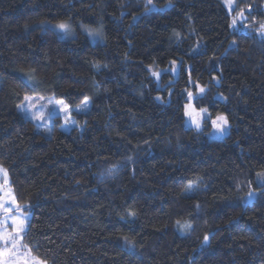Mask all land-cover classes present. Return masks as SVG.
<instances>
[{
  "label": "trees",
  "instance_id": "1",
  "mask_svg": "<svg viewBox=\"0 0 264 264\" xmlns=\"http://www.w3.org/2000/svg\"><path fill=\"white\" fill-rule=\"evenodd\" d=\"M153 3L0 0V167L30 214L22 246L44 264H264V0ZM189 91L211 113L199 130ZM35 94L89 108L45 137L17 112Z\"/></svg>",
  "mask_w": 264,
  "mask_h": 264
},
{
  "label": "rangeland",
  "instance_id": "2",
  "mask_svg": "<svg viewBox=\"0 0 264 264\" xmlns=\"http://www.w3.org/2000/svg\"><path fill=\"white\" fill-rule=\"evenodd\" d=\"M223 3L229 10L228 0H223ZM232 6L233 0H231V7ZM54 29L57 32L64 34V36L69 34L61 32L56 26ZM79 29L80 33L84 34L92 44L102 42V31H100L99 28L81 26ZM86 29L96 30L99 35L90 36ZM29 97L33 98L35 101V107L32 108L31 112H43L44 120L41 121L31 118V112L25 113L20 111V106H26L24 99L21 104L18 105L17 112L26 120H29L34 125V128L37 132H40L45 137H49L53 123L57 120L61 123L59 127V130L61 131L67 132L71 128L75 127L73 118L66 122L64 114L59 111L57 106H55V102L57 100H55L52 96H40L35 94L30 95ZM41 97L43 99H41ZM75 109H73L72 112H77ZM87 110L77 113H84ZM49 115L51 116L50 119ZM189 124L190 126L196 128L195 125L191 123V120H189ZM220 136L223 135H220L212 127L211 137L214 138ZM0 169L2 168L0 167ZM22 220L23 223H21ZM29 220L30 214L24 212L23 207H18L14 200L13 193L9 187V179L6 171L4 169L0 170V264H44L31 256L30 253L22 246L21 237Z\"/></svg>",
  "mask_w": 264,
  "mask_h": 264
},
{
  "label": "snow or ice",
  "instance_id": "3",
  "mask_svg": "<svg viewBox=\"0 0 264 264\" xmlns=\"http://www.w3.org/2000/svg\"><path fill=\"white\" fill-rule=\"evenodd\" d=\"M146 2L148 5L154 7L153 0H146ZM228 5H229V11L230 12L234 11V9L231 7V0H228ZM167 6H171V0H169V5H167ZM249 10H251L250 6H249ZM145 11H151V7L146 8ZM240 15L243 16L244 13L241 12ZM235 25H236V20L233 19L231 26L235 27ZM56 27L63 33H70L71 32V27L67 23H59L56 25ZM86 31H88V34L90 36L99 35V33L93 29H86ZM258 32L262 36H264V24L260 25ZM235 43H236L235 41L232 42L233 45H235ZM197 50H198V48L194 49L193 51H197ZM172 63L175 65L176 61H173ZM175 70H176L175 68L172 69V71H175ZM152 75L159 78L158 72H153ZM213 79H217V78L214 77ZM217 82H219V81L217 80ZM24 83H25L26 87H33L34 86L33 80H32L30 75H29V79L27 81H25ZM204 91H205L204 88H199L198 95H202L204 93ZM196 98H197V95H194L193 92H191V91L187 92L188 103H186V105H185V115L190 117L191 123L193 125H195L197 130H199L201 128L202 123L205 122L204 117L208 116L210 118L211 113L208 112V110L204 109V108L199 109V111L197 112L196 108L194 107V101L196 100ZM41 99H43V98L41 97ZM156 99L159 100L161 98L158 96V97H156ZM24 100L26 102V106H20V111L25 112V113H29V112H31L32 108L35 107V101L33 98H31L29 96H25ZM89 103H90V99L88 97H85V99L82 101L81 105L76 107L75 111L81 112V111L87 110ZM55 106H57L59 108V111L64 114L66 122L71 119L72 106L70 104L66 103L64 99L57 100L55 102ZM193 113H195V117H193ZM31 118L43 121L44 120V114H43V112H39V113L31 112ZM50 118H51V116L49 115V119ZM211 125L214 128V130L216 132H218L220 135H224L230 126L228 118L223 114L217 115L215 117V119H211ZM0 170H2V169H0ZM256 175L258 178L259 188L264 189V171L257 172ZM192 187L193 186L190 184L188 186V189H186V191H190L192 189ZM257 194L258 193L256 190L249 191L248 197H247L248 200L251 201ZM17 206L19 207V205H17ZM197 207H199V205H197ZM131 215L135 216V213H131ZM21 223H23V220L21 221ZM177 224L180 226L181 230L192 228V225L188 224L187 222H185L184 224H181L180 221H177ZM125 239L127 240V237H125ZM209 242H210V236L205 235L202 243L208 244Z\"/></svg>",
  "mask_w": 264,
  "mask_h": 264
}]
</instances>
